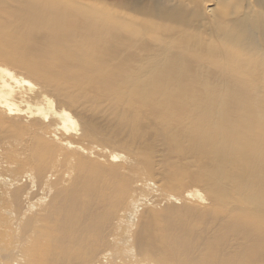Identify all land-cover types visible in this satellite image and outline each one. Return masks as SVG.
I'll return each mask as SVG.
<instances>
[{
	"label": "bare ground",
	"instance_id": "1",
	"mask_svg": "<svg viewBox=\"0 0 264 264\" xmlns=\"http://www.w3.org/2000/svg\"><path fill=\"white\" fill-rule=\"evenodd\" d=\"M3 195L0 264H264V0H0Z\"/></svg>",
	"mask_w": 264,
	"mask_h": 264
},
{
	"label": "rangeland",
	"instance_id": "2",
	"mask_svg": "<svg viewBox=\"0 0 264 264\" xmlns=\"http://www.w3.org/2000/svg\"><path fill=\"white\" fill-rule=\"evenodd\" d=\"M0 212L2 213V216L5 217L2 224L6 227L4 232L0 235V256L9 258L18 249L23 218L16 219L11 206L6 201L5 195L0 198ZM135 252L137 253V247L135 246L134 241L127 236L123 239L119 251V256L122 257L123 260L119 262L120 258H110L111 264H141L139 260L143 256L135 254V256L132 257L131 254Z\"/></svg>",
	"mask_w": 264,
	"mask_h": 264
}]
</instances>
